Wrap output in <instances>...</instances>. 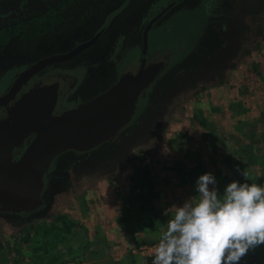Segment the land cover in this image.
Listing matches in <instances>:
<instances>
[{
    "label": "crops",
    "instance_id": "1",
    "mask_svg": "<svg viewBox=\"0 0 264 264\" xmlns=\"http://www.w3.org/2000/svg\"><path fill=\"white\" fill-rule=\"evenodd\" d=\"M261 56L255 50L246 55L250 79L245 82L205 83L206 89L230 93L221 100L211 97L215 110H207L201 99L186 117L185 105L196 98L175 93L190 88L191 80H174L104 154L62 160V176L49 184L37 223L0 212V264H152L130 247L161 238L174 215L172 206L198 197L195 181L201 174L216 177L221 197L233 179L264 186V81L251 78L257 73L254 59ZM182 122L188 127H180ZM237 166L246 178L237 174ZM240 264H264V245Z\"/></svg>",
    "mask_w": 264,
    "mask_h": 264
},
{
    "label": "water",
    "instance_id": "2",
    "mask_svg": "<svg viewBox=\"0 0 264 264\" xmlns=\"http://www.w3.org/2000/svg\"><path fill=\"white\" fill-rule=\"evenodd\" d=\"M176 1L167 2L143 25L139 62L123 68L106 88L84 101L56 110V81H34L19 91L39 69L72 57L91 44L98 32L67 51L39 57L17 72L0 95V106L5 109L0 115V211L38 214L43 206V174L51 159L66 149L85 151L112 140L129 122L140 93L168 63L166 56L146 55L147 31Z\"/></svg>",
    "mask_w": 264,
    "mask_h": 264
},
{
    "label": "rangeland",
    "instance_id": "3",
    "mask_svg": "<svg viewBox=\"0 0 264 264\" xmlns=\"http://www.w3.org/2000/svg\"><path fill=\"white\" fill-rule=\"evenodd\" d=\"M135 1L136 0H132V2L131 0H118L111 8L110 12L112 13L110 23L106 26L102 34L105 36L110 32L112 39V42L110 43L111 48L115 50L112 55L119 59L118 63L122 57L120 56V52H118L117 55L116 51L118 50L116 47L119 46L121 36H126V34L129 33V28L127 27L128 22L134 21V25L137 27L136 31L140 30L143 28V25L148 20V18L158 12L167 2L171 0H152L151 2H148L146 4L145 11L142 12L143 14L138 21L134 20V18L132 19L134 13L138 11V9L135 8L137 11L134 12V7L137 3ZM86 2L89 4L92 2V0H78L77 3H79L80 9H77L76 7L74 8V6V9L67 7L69 9L67 14L73 16L75 12H78L81 10V8L87 5L84 4ZM125 13H127V16L129 17L128 19H124L126 15ZM130 19H132V21H129ZM2 21L4 23L6 20L3 19ZM88 27L91 28L93 25L89 24ZM109 27L111 29H109ZM210 27L219 30L220 34L224 38L223 41H217L216 47L214 49L212 47L210 50L200 51L198 55H200L201 58L198 60L199 63H197L195 67L189 69L191 62H188V64L186 63L184 66V68L188 69H186V71L182 69L178 70L179 75H177L176 79H174L175 76L173 74V77L171 80H169V82H164V84L160 85L159 88L154 86L151 93L152 95H150V101H148L146 105L147 108L158 101V99L161 97L163 89L162 87L167 83H170L174 80H191L190 88H183L180 90L181 92L175 93V96L178 94V96H189L191 98H196V102L194 104L187 103L185 105L186 117H190L187 115H193L195 113V108L198 106V103L201 99L204 100V97H207L208 101L212 100L210 102H203V100H201L204 106L207 105V110H215L216 106L215 103H213L215 99L212 98L215 96V98L221 100L227 98L230 93L229 91H225V89L223 91H221V89L215 90L213 88L206 89L204 87L205 83L207 82L209 87H214V84L220 85L219 83L229 84L228 86H231V83L234 84L237 79H240L244 82L247 79H250L248 78V73L245 68L247 64L246 55L250 54V50L260 52V55H262L261 57L257 58V60L254 59L256 67V69H254L257 71V73L255 72V74H251V78H254L256 81L258 80L260 82L264 81V41H259V39L264 34V0H185L184 3L180 2L178 4L176 1L160 16H158L149 27L147 31V53L153 52L152 54L158 55L157 57L166 56L168 57V63H172L174 60H177L178 62L180 58L182 59L183 55L190 54L201 46L202 42L200 38L204 36L205 31H208ZM85 28L87 29V27ZM116 32L121 34L115 36ZM103 42L104 41L101 40L99 44H102ZM108 42L109 41L107 40L105 44ZM126 42L129 44H135L132 45V48H136L131 49V56H133L132 54L134 53L137 54L140 52L141 40L138 36V33H136L133 39L131 37V40L127 39ZM106 55L107 54H105L103 57L101 54H99L96 60L102 61L103 66H108V69L110 70L111 64L109 63L111 62V55L110 57L109 55ZM105 59H107V63L104 61ZM192 60L194 59L191 58L190 61ZM236 63L239 64L238 67H236ZM124 64L127 63L123 62L120 64L118 70L116 69V71H113L112 69V71H109L107 75L96 78L94 82H90L89 80L92 78V75L94 76L97 73L93 71L94 69L90 71L88 70L89 75H92L86 76V78L90 77V79L86 80L88 85L84 86L83 88L84 91H86L85 95L96 93L97 91L106 87L107 84L112 82L117 77L116 74L118 75L120 73L119 71H121ZM16 68L18 69L19 66ZM101 69H103V67ZM105 71L106 70L103 72ZM103 72L100 74L102 75ZM188 76H191L190 79ZM243 84L245 85L246 83ZM180 101V99L177 100V102ZM146 107H144V110L140 111L141 114L139 115L137 121L145 117V111H147ZM192 122L193 121L188 122V126ZM184 124L186 127H188L187 123L184 122L181 123L180 127L184 126ZM175 128H179V126H175ZM105 148L106 147H103L99 150H103ZM67 172L69 175L71 174L70 170ZM105 175L107 174H103V176ZM53 183L54 181L52 184ZM47 187L48 186H45L44 190H42V196L44 198H46L47 194L49 193V187ZM45 188L47 190H45ZM42 207H44V205ZM0 212L10 215L16 214L19 217L30 219V222L33 223H37V220H39L36 217V214H31L29 212ZM50 216L51 215L48 217Z\"/></svg>",
    "mask_w": 264,
    "mask_h": 264
},
{
    "label": "clouds",
    "instance_id": "4",
    "mask_svg": "<svg viewBox=\"0 0 264 264\" xmlns=\"http://www.w3.org/2000/svg\"><path fill=\"white\" fill-rule=\"evenodd\" d=\"M133 154L139 155L136 148ZM241 177L247 173L239 166ZM211 172L195 181L198 197L173 205L153 264H240L264 245V186L231 180L220 196Z\"/></svg>",
    "mask_w": 264,
    "mask_h": 264
},
{
    "label": "flooded vegetation",
    "instance_id": "5",
    "mask_svg": "<svg viewBox=\"0 0 264 264\" xmlns=\"http://www.w3.org/2000/svg\"><path fill=\"white\" fill-rule=\"evenodd\" d=\"M77 2H78V0L77 1H75V0H63V2L59 3V8L52 12L55 15L53 18L52 17H51V19H48L46 17L44 18V20L45 21L47 20L48 23H50V24H52L53 22L55 24H57L59 22L62 23L64 21H67L66 22L67 24H72V25L69 26L67 24H63L62 27H60V26L55 27V28L53 27L54 29L52 27H49L50 31L43 33V35H45V38L50 37V39H54V38L62 37L61 39H63L64 41L59 43L56 47L49 48L47 52L37 56L35 59L42 57L44 55L51 54V53H58V52L67 51L70 48H72L74 45H76L77 43L90 38L96 32H98L97 37L95 38V40L91 44L84 46L83 48L78 50V52L75 53L72 57L67 58L65 60L55 61V62L49 63V64L45 65L44 67H42L41 69H39L36 73H34L27 80V82L25 84H23L21 86L20 91H19V92L23 91L24 89H26V87L28 86L29 83L34 82V81H43V80H45L46 82L56 81L57 82V87H56L57 92H56V102H55L56 110L63 109L66 107H70L72 105H75L79 101H84V100L88 99L89 97L95 95L99 91L103 90L104 88H106L111 83L110 82L109 84H107L106 87L97 91L96 93L85 95L86 91H84L83 88H84V86L88 85L86 80L90 79V77L86 78V76L92 75V74L89 75L88 70L90 71V70L94 69L93 71L97 73L94 76L92 75V78L89 80L90 82H94L96 80V78L103 77V76L107 75L109 73V71H112V69H113V71L114 70L116 71V69L118 70L120 64H122L123 62L128 64V65L124 64L125 66L123 65V68H125L129 65H132L136 62H139V59L141 57V45H140V52L137 54L134 53V54H132L133 56H131L130 55L131 49H134L136 47L132 48V45H135V44H133V43L129 44L126 42V40L127 39L131 40V37L133 39L135 37L136 33H138V36L141 40L142 28L140 30L136 31L137 27L134 25L135 22H129V24H130V26H128L129 33H127L126 36H124V35L121 36V41L119 43V46L116 47L118 50V51H116L117 55H118V52H120L121 53L120 56L122 57V58H120V62L118 63L119 59L116 58V56L112 55L115 52V50L111 48L110 43L112 42V39H111L110 32H109V34H106L105 36L102 35L106 26L110 23L111 13H112V12H110L111 10H107V13H105L104 11L101 13L98 12V14L102 15V17L99 21L96 18H92V15L91 16L89 15V14H91L90 11L87 10L89 7H87L86 9L81 8V10H79L78 12H75V14L72 17L68 18L70 16L67 14L69 12L68 8H73V6H74V8L76 7L77 9H80L79 3H77ZM87 3L88 2H86L84 4H87ZM15 5H18V3L17 4L15 3L14 6ZM105 6L109 7V4L106 3ZM43 8H45V7L43 6ZM32 9H35V7ZM44 10L45 9H43V11ZM47 13H48V11H47ZM50 15L51 14L48 13V16H50ZM56 16H57V18H56ZM9 17L3 16L4 20L8 19ZM66 18H68V19H66ZM96 22H98V23H96ZM76 23H77V25H76ZM81 24L87 26V29L85 27L76 29V26L81 25ZM89 24H91V25L94 24V25H93V27L89 28L88 27ZM121 28H122V26H121ZM109 29H111V28L109 27ZM69 30H72V32ZM214 30H216V32H217V33H215L216 37L219 38L220 41H223L224 38L220 34L219 30L215 29V28H214ZM118 34H121V33L116 32L115 36ZM209 37L210 36L208 34V31L206 30L204 36H202L200 38L201 42H203L202 40L209 39ZM101 40H103L104 42L102 44H99ZM107 40L109 42L107 44H105V42ZM215 47H216V44L213 47V49ZM119 50H121V51H119ZM195 52H196V50L194 52H191L190 54L183 55L182 59L180 58L181 60L179 59L178 62L184 61L185 63H187L188 58H190L193 55V53H195ZM99 54H101V56H103V57L105 54L109 55V57L111 55V57H110L111 62L109 63V64H111L110 70L108 69V66L107 67L103 66L102 61L96 60V58L98 57ZM147 54H149V52L146 53V55ZM94 60H96V61H94ZM106 60L107 59H105L104 61L107 63ZM178 62H177V60H174V61H172V63H167L166 67L158 74V76H156V78L150 83V85L140 93L138 100H137V103H136V106H135V109H134V113L132 115V118L129 120V122L126 125H124L123 127H121L119 129L118 133L116 134V136L112 140L104 141V142L98 144L97 146H94L93 148L85 150V151L66 149V150H63L62 152L58 153L57 155H55L51 159L47 170L43 174L42 190H44L45 186H49L50 183H52L53 181L55 182L56 179H58L62 176V174L60 172L61 171L60 165H61L62 160L63 161L65 160L64 163L66 164L67 161H73L76 159L78 160L79 158H83L86 155H88V153H91L93 151H97L99 149H102L103 147H106L109 144H112L122 134H124L127 130H129L137 122V119L139 118V115L141 114L140 111L144 110V107H146L148 101H150V97H151L150 95H152L151 93L153 91V87L156 84L157 78L162 77L170 68L175 66V64H177ZM29 63L30 62L21 63L20 65H17V66L12 65L11 67H6V68L0 67V78H1L0 79V95L7 90V88L9 87L12 79L15 77L17 72L21 68L28 65ZM197 63H199V62H197ZM197 63L194 66L190 65L189 69L195 67L197 65ZM18 66H19V68H18L19 70L16 68ZM184 66L185 65L176 68L177 70L174 71V76H175L174 79H176L177 75H179L178 70L182 69V70L186 71V69H188V68H184ZM102 67L104 70H106L105 72H103L104 70L101 69ZM102 72H103V74L101 75L100 73H102ZM119 72H121V71H119ZM67 75H69L70 78H67L66 77ZM150 108H151V106H148V108L146 107L147 111H145V114L150 110ZM4 113H5L4 106H0V115H3ZM28 139H30V136L28 137ZM28 139H26L24 141L23 145L20 146L19 150H22L24 144L28 141ZM12 157L15 158L16 154L13 153ZM49 181H51V182H49ZM45 190H47V189L45 188ZM42 192L43 191H41V197L43 199V204H44L45 198L42 196ZM22 213H26V212H22Z\"/></svg>",
    "mask_w": 264,
    "mask_h": 264
},
{
    "label": "trees",
    "instance_id": "6",
    "mask_svg": "<svg viewBox=\"0 0 264 264\" xmlns=\"http://www.w3.org/2000/svg\"><path fill=\"white\" fill-rule=\"evenodd\" d=\"M118 0H92L91 3L85 5L83 8L89 7L87 10L90 11L92 18L101 19L102 15L98 14V12H105L107 10H111L114 4ZM152 0H136V5L134 15L132 19L139 20L142 12L145 11L146 4L151 2ZM155 1V0H154ZM153 1V2H154ZM185 0H178V3H184ZM63 2V0H0V67L6 68L11 67L12 65H20L21 63H27L33 61L37 56L45 53L51 47H56L59 43L64 40L62 37L50 39V37L45 38L43 33L49 32V27H62L63 24H67V21L62 23L52 24L48 23V21L44 20V18L51 19L55 15L52 13L54 10L59 8V3ZM132 2V0H131ZM18 5H15L14 4ZM108 3L109 7L105 6ZM45 8H43V6ZM35 9H32L34 8ZM43 9H45L43 11ZM30 11V12H29ZM51 14L48 16V13ZM87 11V12H88ZM46 13V14H45ZM124 19H128L127 13H125ZM3 16H10L6 19L7 23H3ZM72 17L70 15L68 18ZM57 18V16H56ZM66 18V19H68ZM130 19L129 21H132ZM2 22V23H1ZM134 22V21H132ZM98 23V22H96ZM62 24V25H61ZM95 24V23H94ZM93 24V25H94ZM71 26L72 24H67ZM77 25V23H76ZM99 25V24H98ZM97 25V26H98ZM130 26L129 22L127 27ZM87 27L83 24L76 26V29ZM53 28V29H54ZM72 32V30H69ZM216 30L212 27L209 28L208 34L209 39L204 40L201 43V46L197 48L196 52L188 58V62H191V66H194L198 60L201 58L199 54L200 51L210 50L215 46L216 42L219 41V38L215 37ZM194 59L190 61V59ZM186 65L184 61L178 62L173 66L167 73H165L162 77L156 80V88H159L160 85L164 84V82H169L172 79L174 71L176 68ZM118 76V75H116Z\"/></svg>",
    "mask_w": 264,
    "mask_h": 264
},
{
    "label": "built area",
    "instance_id": "7",
    "mask_svg": "<svg viewBox=\"0 0 264 264\" xmlns=\"http://www.w3.org/2000/svg\"><path fill=\"white\" fill-rule=\"evenodd\" d=\"M160 238L142 240L130 247V252L137 254L142 259V262H149L153 264L155 247ZM52 264H66L63 260H58Z\"/></svg>",
    "mask_w": 264,
    "mask_h": 264
}]
</instances>
